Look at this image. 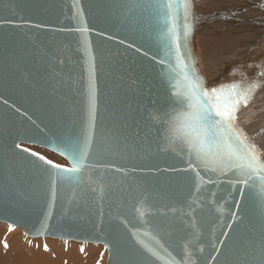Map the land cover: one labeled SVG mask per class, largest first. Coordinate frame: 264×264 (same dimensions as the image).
<instances>
[{
  "label": "snow or ice",
  "instance_id": "6c2138e0",
  "mask_svg": "<svg viewBox=\"0 0 264 264\" xmlns=\"http://www.w3.org/2000/svg\"><path fill=\"white\" fill-rule=\"evenodd\" d=\"M26 7L54 12L57 0H0V63L20 71L42 95L57 98L51 116L65 132L48 146L71 166L20 143H6L2 151L15 177L6 188L15 184L21 201L49 210L44 234L51 210L63 200L69 212L76 207L94 218L110 264H264V159L235 126L239 106L248 105L260 82L205 86L188 45L193 0H76L74 27L33 21ZM89 15L127 32V46L137 52L142 49L135 38L155 35L163 55L143 51L161 65L165 95L129 67L112 86L108 119H101L96 53L85 35L92 31ZM31 29L83 39L54 36L41 47ZM13 30L23 33L16 45ZM81 47L86 80L83 67L77 79L73 64ZM28 57L31 72L22 67ZM256 67L264 78V65ZM222 183L230 186L235 211L228 232L210 233L212 251L205 255L201 237L217 204V193L207 186Z\"/></svg>",
  "mask_w": 264,
  "mask_h": 264
},
{
  "label": "water",
  "instance_id": "95a60500",
  "mask_svg": "<svg viewBox=\"0 0 264 264\" xmlns=\"http://www.w3.org/2000/svg\"><path fill=\"white\" fill-rule=\"evenodd\" d=\"M75 2L76 0H57V8L54 12L41 11L39 8L27 9L26 7L25 15L33 21H41L53 26L62 24L74 27L78 24L74 15L75 8L73 5ZM4 14L7 15V13ZM180 15L182 18V10ZM86 22L92 31L85 35L90 42L91 48L96 53L100 85L101 119H108L109 113L106 111V108L110 109L109 99L112 86L118 82L119 76L122 73L127 75L126 69L129 67L136 70V75L150 81L154 90L159 89L161 96L165 95L163 87H161V65L157 64L155 60L145 57L143 51L147 50L150 55H163V51L159 47L155 35L149 38L145 34L143 38H135V44L142 49L141 52H137L135 47L129 48L127 46V41L130 39L127 32L121 30L114 23L91 15L87 16ZM189 23L192 24V31L188 37V45L196 61L198 75L203 80L200 58L195 44L194 9ZM96 30L111 34L112 38L109 39L108 35H97ZM13 33L12 43L16 45L21 42L23 33L19 30H13ZM31 34L41 47H43L44 43L53 39L54 36L65 41L72 39L73 36L81 40L83 39L79 37L78 33L70 35L54 34L47 30L38 29H31ZM121 40H124L125 43H121ZM24 46L31 48V45L26 42ZM31 61L32 57H28L22 64V67L26 68L29 72L34 70ZM73 64L77 79H79L83 67L86 80L87 57L83 55L82 47L79 49L78 54L74 56ZM56 99V97L42 95L38 89L31 86L26 78L21 75L20 71H13L3 63H0V222L14 226L30 238H54L85 244L104 245V240L101 239L98 230L93 227L94 218L86 210L81 211L79 208L74 207L69 212L68 206L63 200L57 201L51 210L52 219L49 222L50 226L45 235L41 224L45 223L43 215L49 210L45 207L21 201L13 191L15 184H13L12 189L6 188L9 181L15 178L14 176H10V170L5 167L2 150L3 145L6 143L9 145L20 143L22 148H26L24 146H36L49 150L66 160L67 164L62 166H71L67 158L53 151L48 146L65 132V129L59 126L51 116ZM29 116L37 121L40 125L39 128L32 124ZM236 121L238 122L237 119ZM236 121L235 126L242 131L239 127L240 122L238 124ZM243 126L242 129L244 130ZM41 128L44 131H41ZM16 151L19 150L17 149ZM260 155L264 159V155L261 152ZM207 187L217 193V204L213 206L212 216L206 223L201 237L206 248L205 255L212 251L207 246L208 241L212 238L210 233H215V235L219 236L222 231L228 232L229 230L225 225L230 223L228 217L231 212L235 211L234 208H231L232 200L228 196L230 186L227 183H222L218 186L208 185ZM220 238L224 239L223 236ZM106 264H110L109 253Z\"/></svg>",
  "mask_w": 264,
  "mask_h": 264
},
{
  "label": "rangeland",
  "instance_id": "374dc122",
  "mask_svg": "<svg viewBox=\"0 0 264 264\" xmlns=\"http://www.w3.org/2000/svg\"><path fill=\"white\" fill-rule=\"evenodd\" d=\"M195 3H196V7L197 5H200V8L203 9L200 12H206L204 10L207 9L208 11L210 10L217 11L219 14V17L215 19L212 23H210L204 32L206 46L214 54L213 56H219L221 55V53L223 55L226 52V47H228L231 44L229 42L237 43L235 44L236 46L232 45L233 48H236V49L238 47H242L244 45L243 42H249L248 44H259V46L260 44H264V41H263L264 35L260 36L259 34V36H257L256 34V36L252 37V39H250L249 41H246L245 37L244 38L240 37L242 36L241 33L237 31L232 32V29H230L232 27L233 28L234 27L243 28L242 25L248 22L251 23L252 21H257L258 24L259 22H263L264 20V17H263L264 16V0H195ZM211 14L212 15L214 14L213 16H216L215 15L216 13H211ZM220 16L222 17L220 18ZM230 32H232V35H234V37L230 34ZM253 32H256V31H253ZM235 36L238 39H236ZM241 40L242 42H240ZM232 46L228 48V51L232 49ZM261 47H264V45ZM263 49H261L260 51H262ZM262 53H258L257 56L259 55V57H263L264 59V52ZM210 63L211 64L213 63L212 60L210 61ZM205 64H206L204 65L205 68L204 67H203L204 69L202 68L203 70H205L206 66L208 65L207 63ZM207 71L211 72L212 76L210 78L217 77V74L213 75L211 70H205L204 72H207ZM256 81L260 82V86L258 89L254 90V93L251 96L250 102L248 103L247 106H244L243 103H241V105L239 106V110L237 112V120L238 122H240L239 125L241 127L244 125L243 131L246 133L249 140L252 143L256 144L258 148L264 154V78L259 77ZM224 83H231V82L224 81ZM248 84L249 83L243 84L240 82V87L247 88L250 86ZM255 140L257 142H255ZM24 147L32 151H35L41 155H44L46 158L58 164H61V165L67 164L64 158H62L61 156L49 150L36 147V146H24ZM0 224H4V226H6V228L8 229L7 230L5 227H2L4 229L1 230L0 228V231L3 232L5 236H9L10 237L9 240H14L13 238L18 236V238L26 244H29L26 242V240L30 241L31 243L30 245H27V247L31 246L30 248L45 249V245H46L47 249H52L51 253L54 252L53 249H57V250L59 249V251H64V250H70V249L76 250V248H78L80 250L79 253L81 257H85V259H83L82 264H103V263L106 264L107 262L108 253L105 252L104 250L105 246L103 245L85 244V243H78L75 241H64V240H59V239H54V238H30L27 235H25L21 230L15 227H14V230L10 231L9 230L10 225L8 224L5 225V223H0ZM53 243L60 244L61 247L59 245L54 246ZM4 245H5L4 240L0 238V250L5 249ZM91 248L99 249L100 250L99 254L94 255L93 252L91 253L88 251H84V250H89ZM81 249H83V251H81ZM53 257L55 256L51 255V258ZM74 262H75L74 259H65L64 264H74Z\"/></svg>",
  "mask_w": 264,
  "mask_h": 264
},
{
  "label": "bare ground",
  "instance_id": "6f19581e",
  "mask_svg": "<svg viewBox=\"0 0 264 264\" xmlns=\"http://www.w3.org/2000/svg\"><path fill=\"white\" fill-rule=\"evenodd\" d=\"M193 2H194L195 44L198 51V56L200 58V67L202 69L204 65H206L205 63H207L208 65L206 66L205 70H211L213 75L217 74V77L210 78L212 76L211 72L210 71L204 72L205 70L203 69L205 67L202 69L203 81L206 87L210 89L212 87H219L221 85L227 86L228 84H230V83H224V81L225 82L229 81L231 83H238L239 86H240V82L243 84L249 83L248 85L255 82L259 78L258 72L261 70L260 68L256 67V65H264L263 57H259V55L257 56L258 53L264 52L263 49L264 47H261L264 44H260L259 46V44H248L249 42H243L244 45L236 49L233 48L232 45H235L237 43L229 42L231 44L230 45L228 44L229 46L226 47V52L224 51L225 53L223 52L224 53L223 55L221 53V55L219 56H213L214 54L206 46L204 32L207 26L219 17V14L217 11H213V10L208 11L207 9L204 10L206 12H200L203 9L200 8V5H197L196 7L195 0H193ZM211 13H216L215 14L216 16H213L214 14L212 15ZM221 17L222 16H220V18ZM242 27L243 28L232 27L230 29H232V32L237 31L241 33L242 36L244 35L243 37L240 36L241 34L239 36L241 38L245 37L246 41L252 39V37L256 36V34L257 36H259V34L260 36L264 35V20L263 22H259V24L257 23V21H252L251 23L248 22L242 25ZM232 32H230L231 35ZM232 36L234 37V35ZM236 36L235 38L238 39ZM242 40L240 42H242ZM231 46L232 49L228 51V48H230ZM261 49L263 50L260 51ZM211 60L213 62L212 64L210 63ZM239 127L243 131L240 125ZM243 133L246 135L244 131ZM255 142L257 141L255 140ZM2 227L6 228L4 224H0L1 230L4 229ZM0 238L4 240L5 244H7V248H5L4 250H0V264H64L65 259H74L75 261L74 264H82L83 259H85V257H81L79 253L80 250L76 247H75L76 250L70 249V250L59 251V249L58 250L53 249L54 252L51 253L52 249L45 250L43 248H30L31 246L27 247V245H30L31 242L26 240V242L29 243L26 244L22 242L18 238V236L14 237L13 238L14 240H9L10 237L5 236L4 233L1 231H0ZM53 245L60 246V244L57 243H53ZM84 251H88L91 253L93 252L94 255H98L100 252V250L97 248H91L89 250H84ZM51 255H54L55 257L51 258Z\"/></svg>",
  "mask_w": 264,
  "mask_h": 264
}]
</instances>
